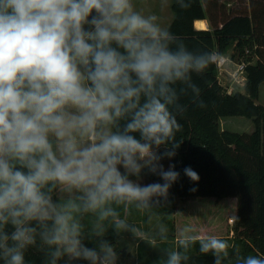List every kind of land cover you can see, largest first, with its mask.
<instances>
[{"label": "clouds", "instance_id": "9594fccd", "mask_svg": "<svg viewBox=\"0 0 264 264\" xmlns=\"http://www.w3.org/2000/svg\"><path fill=\"white\" fill-rule=\"evenodd\" d=\"M176 3L190 7V0ZM214 59L189 50L133 0H0L4 264H26L29 247L43 251L46 264L64 257L116 264L106 231L137 234L119 209L147 214L169 202L181 173L164 161L181 146V98L190 93L193 104L206 106L193 75ZM183 174L199 181L190 166ZM144 175L159 181L142 184ZM168 231L158 226L161 241ZM85 238H97V247H87ZM197 244L213 264L229 260L226 239L185 227L164 249L163 264H187ZM234 257V264H264V254L236 249Z\"/></svg>", "mask_w": 264, "mask_h": 264}, {"label": "trees", "instance_id": "16d2710c", "mask_svg": "<svg viewBox=\"0 0 264 264\" xmlns=\"http://www.w3.org/2000/svg\"><path fill=\"white\" fill-rule=\"evenodd\" d=\"M229 1L234 4L227 8ZM171 7L174 18L168 29L179 36L189 50L220 55L233 50V58L243 55L247 48L251 53L243 91L226 92L219 81L215 60L202 75H193L206 106L199 108L193 104L190 93L181 98L185 111L177 115L182 130L176 134L181 146L173 160L164 161L167 165L174 163L181 175L170 189L166 204H170L173 207L170 212H174L181 202L209 201L211 198L220 202L233 198L237 208L234 241L241 247L240 254H264V104L257 102L264 83V0H190L187 9L180 8L176 0H172ZM205 18H209L211 28L198 29L196 20ZM228 116L249 117L255 128L252 132L222 129L220 120ZM186 166L198 173L199 181H191L183 174ZM143 178L159 181L155 175ZM8 230L11 231L10 226ZM178 231L176 227V235ZM170 237L173 242L168 244L169 249L175 246L177 238L175 233ZM104 239L115 249L119 236L106 232ZM97 243V238L84 240L89 248L97 247ZM231 246L226 264H234L236 248ZM143 248L144 243L140 251ZM187 254L190 256L187 264H213L214 261L211 254L200 253L198 244L190 247ZM25 262L46 264L45 253L37 247H29L25 251ZM0 264H4L2 259ZM74 264L89 262L74 260Z\"/></svg>", "mask_w": 264, "mask_h": 264}, {"label": "rangeland", "instance_id": "374dc122", "mask_svg": "<svg viewBox=\"0 0 264 264\" xmlns=\"http://www.w3.org/2000/svg\"><path fill=\"white\" fill-rule=\"evenodd\" d=\"M138 11L143 14H155L158 17V23L162 27L168 28L174 18L171 7L172 0H133ZM161 2V4H160ZM233 1L226 2L227 8L233 5ZM224 79V80H223ZM222 79L224 85L229 84L238 90H244V82H235L229 76ZM258 103L264 104V83L260 89ZM221 128L238 132H252L255 128L253 119L246 116H228L222 117ZM165 168L167 163L164 162ZM142 184L153 183L142 178ZM188 203V204H187ZM187 204V205H186ZM185 205V206H183ZM160 207V208H159ZM151 213H140L135 208L124 210L122 215L129 224L137 226L140 231L137 234L131 232H122L117 234L113 229L112 233L119 236L116 241L118 259L116 264H156L166 259L164 249H169L168 244L173 242L171 234L175 233L176 227L180 230L185 227L193 229V234H212L220 238L226 239L234 248L241 250L240 245L237 246L235 236V213L236 202L233 198H228L217 202L214 198L211 200H191V202H181L173 209L170 204L161 203ZM164 224L169 229L166 242L161 241L158 233V226ZM111 233V232H108ZM143 241V253L140 251V245L137 249L136 242ZM144 254L143 256L141 254ZM58 264H74V260L70 261L68 257L61 259Z\"/></svg>", "mask_w": 264, "mask_h": 264}, {"label": "built area", "instance_id": "2783aa9c", "mask_svg": "<svg viewBox=\"0 0 264 264\" xmlns=\"http://www.w3.org/2000/svg\"><path fill=\"white\" fill-rule=\"evenodd\" d=\"M250 53H251L250 48H247L245 50V53L243 55H240V57L238 58H233V52H231V54L228 53L225 55H220L218 53H215L214 60L218 68V78L220 83L226 90V92L233 93L238 90V88L234 90V88L229 84L224 85V83H222V79L226 76H229L235 82L243 81L244 82L243 84L245 85L247 65L248 63H250L248 61V57ZM241 91L243 90L241 89Z\"/></svg>", "mask_w": 264, "mask_h": 264}, {"label": "crops", "instance_id": "0c3cea01", "mask_svg": "<svg viewBox=\"0 0 264 264\" xmlns=\"http://www.w3.org/2000/svg\"><path fill=\"white\" fill-rule=\"evenodd\" d=\"M160 4H161V2H160ZM199 21H204V22L206 23V26H205V27H201V26L198 24ZM195 26H196L198 29H209V28H211V22H210L209 18L199 19V20H196V22H195ZM232 51H233V50H231V51L229 52V54H231ZM124 210H125V209H123V208H120V209H119V211H120L121 213H123ZM121 216L123 217L122 214H121ZM112 231H113V228H112V227H109V228L107 229L106 232H107V233H108V232H111V233H112ZM142 242H143V241H137V242H136V247H135V249H137L138 245H140V247H141V246H142ZM141 251H143V250L141 249Z\"/></svg>", "mask_w": 264, "mask_h": 264}, {"label": "bare ground", "instance_id": "6f19581e", "mask_svg": "<svg viewBox=\"0 0 264 264\" xmlns=\"http://www.w3.org/2000/svg\"><path fill=\"white\" fill-rule=\"evenodd\" d=\"M198 24L201 26V27H205L206 26V23L204 21H199Z\"/></svg>", "mask_w": 264, "mask_h": 264}]
</instances>
